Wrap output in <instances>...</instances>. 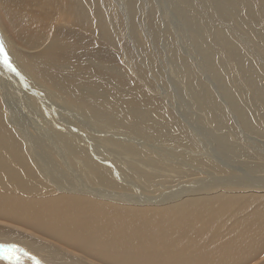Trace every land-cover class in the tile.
<instances>
[{
	"label": "bare ground",
	"instance_id": "6f19581e",
	"mask_svg": "<svg viewBox=\"0 0 264 264\" xmlns=\"http://www.w3.org/2000/svg\"><path fill=\"white\" fill-rule=\"evenodd\" d=\"M108 1L0 0V264H264V0Z\"/></svg>",
	"mask_w": 264,
	"mask_h": 264
},
{
	"label": "rangeland",
	"instance_id": "374dc122",
	"mask_svg": "<svg viewBox=\"0 0 264 264\" xmlns=\"http://www.w3.org/2000/svg\"><path fill=\"white\" fill-rule=\"evenodd\" d=\"M108 3L110 4V6H112L113 8H114V6H115V0H109L108 1ZM127 22H129V19H127L126 20ZM137 28H138V32H137V40H140V41H142L143 42V46L142 47H147V40H146V31L144 30L143 31V28L141 27V26H137ZM7 32H8V25L5 27V32L4 33H6L7 34ZM9 34V33H8ZM35 36V34H33V37ZM9 37L10 38H13V37H11L10 35H9ZM121 39H122V36L120 35L119 36ZM33 39V38H32ZM35 39V38H34ZM125 39V38H124ZM147 39H149L148 38V35H147ZM137 40H136V42H137ZM32 41V40H31ZM125 41H126V43H127V47L131 50V56H132V58L134 59V48L132 47V45H130V42L128 41V40H126L125 39ZM113 52H114V59H115V61H114V63H113V66H114V68L117 70V71H123L124 73H128V69H132V67H131V63L133 62L132 60H130L129 61V66H128V64H127V58H126V56H125V53L124 52H122L121 51V49H120V47L118 48V49H115V50H113ZM101 62V61H100ZM129 74V73H128ZM130 76V75H129ZM131 77H132V79H133V75L131 74ZM40 91V90H39ZM41 92V91H40ZM0 101L2 102V98L0 97ZM52 114V113H51ZM58 123H59V121L58 120H56ZM62 124L64 125V127H67L68 125H66L64 122H62ZM49 149H50V147H49ZM116 180H118V179H116ZM125 182L124 181H120L119 180V182H118V184H124ZM124 186H127L128 187V185H124ZM243 188V187H242ZM233 194H235V193H233ZM239 194H242V195H248V194H245V193H239ZM175 201L174 200H171V201H167V202H165V205H160V206H152V207H156V208H162V207H166V206H168L169 208H172V207H176V206H179V205H181V203H179V202H176V203H174ZM147 208H150V207H147ZM42 255H44V256H46L47 254L46 253H42ZM43 263L44 264H47L46 263V258L45 257H43Z\"/></svg>",
	"mask_w": 264,
	"mask_h": 264
},
{
	"label": "snow or ice",
	"instance_id": "6c2138e0",
	"mask_svg": "<svg viewBox=\"0 0 264 264\" xmlns=\"http://www.w3.org/2000/svg\"><path fill=\"white\" fill-rule=\"evenodd\" d=\"M0 65H2L7 72L14 73L16 76L20 77L21 83L24 82V77L18 71L17 67L14 66L11 60L10 53L5 45L3 38H0ZM73 131H75V129H73ZM21 251L22 250L20 248H17L14 244H0V253L4 254L5 259L11 258L9 255L10 253ZM24 254L27 255V253ZM32 260L33 264H41V261L39 259H36L34 256L32 257Z\"/></svg>",
	"mask_w": 264,
	"mask_h": 264
}]
</instances>
